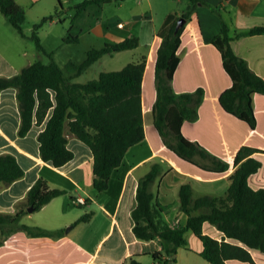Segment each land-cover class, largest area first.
<instances>
[{
  "label": "crops",
  "instance_id": "1",
  "mask_svg": "<svg viewBox=\"0 0 264 264\" xmlns=\"http://www.w3.org/2000/svg\"><path fill=\"white\" fill-rule=\"evenodd\" d=\"M16 1L20 4L23 2ZM29 1L34 4L39 0ZM108 5L125 11V18L116 15L112 19H104L103 13ZM190 6L189 0H121L90 4L77 16L79 21L85 14L92 18L85 33L99 36L102 46L105 42H119L136 35L139 45L126 50H138L142 46L146 50L141 54L146 55L142 80L145 137L129 148L120 166L112 173L106 190L97 191L94 188L93 153L87 144L69 131L67 122L64 133L74 157L64 165L55 167L40 156L38 134L44 129L46 121L33 125L25 136H20L17 89L11 87L0 93V154H14L24 169V175L11 184L0 183V212L15 213L17 204L25 201L29 188L41 175L51 188L67 189L66 193L52 198L39 210L26 213L21 218V222L29 225L59 230L60 235H28L22 230L15 231L0 245V264H131V258L145 264H163L166 256L163 259L154 258L155 250L161 249L160 242L138 239L133 232L131 218L139 178L155 162L162 166V173L152 186L155 203L167 206L162 216L172 226H176L178 220V225H185L188 218L180 208L181 185H191L193 198L205 194L225 196L230 184L229 176L236 167L234 157L243 145L259 149L253 156L262 161V166L250 175L249 183L254 188L264 186V94L253 95L254 126L246 116L226 109L221 95L231 86L232 80L223 67L220 51L212 43L225 22L234 37V51L264 78V33H244L251 28L264 26V0H202L185 18L180 34L177 49L180 61L174 73L173 88L176 92L194 91L197 88L204 90L198 119L184 121L182 134L186 141L197 142L228 161L230 167L224 171L208 169L178 156L164 144L153 123L155 61L162 41L158 30L168 14L176 13L181 17ZM85 28L81 27L82 30ZM77 38L79 41L80 36L77 35ZM25 54V51L6 53L0 46V76L18 73L24 66L18 65L16 58ZM97 61L74 77L73 81L86 82L98 78L102 71H109L89 74V69ZM44 167L47 168L44 170ZM78 197L84 202H74ZM89 211L93 212L90 219L75 223ZM203 230L215 238L222 237L216 226L208 221L204 222ZM185 238L186 244L178 248L171 264H212L201 255L203 243L191 230L185 232ZM254 250L257 249H251L254 258L251 264H257ZM149 257H153V260L147 263ZM244 262L227 260V264Z\"/></svg>",
  "mask_w": 264,
  "mask_h": 264
},
{
  "label": "trees",
  "instance_id": "2",
  "mask_svg": "<svg viewBox=\"0 0 264 264\" xmlns=\"http://www.w3.org/2000/svg\"><path fill=\"white\" fill-rule=\"evenodd\" d=\"M113 1L121 0H82L75 6L76 14L90 4ZM189 1L191 6L182 15L185 18L202 2ZM0 11L22 36H26L23 31L26 20L23 5L16 0H0ZM179 17L176 13L168 14L158 30L162 41L155 61L153 123L164 144L178 156L208 169L224 171L230 167L228 161L197 142L186 141L181 131L184 121L198 119L204 90L197 88L194 91L176 92L173 88L174 73L180 61L177 49L183 28L181 26L175 30ZM45 20L46 17L42 22ZM38 27L39 24L34 25L31 37L37 48L50 57V61L37 60L12 76H0V93L11 87L17 89L20 136H25L33 125L46 121L44 129L38 134L40 156L55 167L64 165L74 157L64 133L67 122L69 131L87 144L93 153L94 188L97 191L106 190L112 173L120 166L129 148L145 137L142 80L146 55L136 61H129L121 69L102 71L96 79L76 82L73 78L105 54L137 47L139 38L133 35L119 42H105L100 48H91L83 61H69L66 64L69 73L66 74L64 68L54 60L53 52H47L41 44ZM244 33H264V26L251 28ZM66 39L78 40L77 36ZM233 39L229 26L223 22L220 32L212 40L232 80L231 86L222 93L221 101L226 109L246 116L254 126L256 116L253 95L264 94V78L256 74L247 60L234 51ZM257 151L258 148L248 145L239 148L233 162L236 167L229 176L230 184L223 197L205 194L193 198L191 185L182 184L179 189L180 208L187 213L188 218L185 225L177 226L163 219L167 206L155 203L152 186L161 175L162 166L159 162L153 163L151 169L139 178L136 189V205L131 211L135 236L144 241L158 240L161 249L155 250L154 258L170 257L163 259L165 264H171L178 248L186 244L187 230H191L202 241L201 255L212 264H227L228 259L253 263L251 249L264 253V186L254 188L249 183L250 175L262 166V161L253 156ZM23 175L24 169L14 154H0V183L9 185ZM66 192V188H51L41 175L29 188L25 201L17 204L15 213L0 212V245L18 230L28 235H60L59 230L29 225L21 222V218ZM92 214V211L83 214L75 223L87 221ZM205 221L222 233L220 239L204 232ZM130 263L145 264L134 258L130 259Z\"/></svg>",
  "mask_w": 264,
  "mask_h": 264
},
{
  "label": "rangeland",
  "instance_id": "3",
  "mask_svg": "<svg viewBox=\"0 0 264 264\" xmlns=\"http://www.w3.org/2000/svg\"><path fill=\"white\" fill-rule=\"evenodd\" d=\"M22 1L21 4L26 10V20L23 23V31L26 36H22L0 11V46L4 48L6 53H13V51L26 52L25 55L17 56L18 65L25 66L37 60L50 61V57L37 48L34 39L31 37L35 24H39L37 32L41 44L47 52H53L54 60L64 68L66 73L65 65L68 61L72 60L79 63L83 61L89 48L102 46V40L99 36L93 33L91 35L85 33V31H88L87 25L92 21V18L85 14L79 21V17H77L75 6L82 0H39L34 4L29 0ZM125 13L123 10L116 9L115 5H108L103 13V18L112 19L116 15L125 18ZM44 17L47 20L42 22ZM82 26L86 28L82 30ZM77 35L80 36L79 41H68L66 39ZM142 53H146L143 46L138 50H123L114 52L112 55L105 54L89 69L88 73L120 69L127 62L139 59ZM254 254L257 264H264V253L254 250ZM152 260L153 257H149L147 263ZM242 264L251 263L244 262Z\"/></svg>",
  "mask_w": 264,
  "mask_h": 264
},
{
  "label": "water",
  "instance_id": "4",
  "mask_svg": "<svg viewBox=\"0 0 264 264\" xmlns=\"http://www.w3.org/2000/svg\"><path fill=\"white\" fill-rule=\"evenodd\" d=\"M185 20H186L185 17H183V16L179 17L177 20L176 26H175V30H178L181 26H183L185 23ZM29 210H30V208H29Z\"/></svg>",
  "mask_w": 264,
  "mask_h": 264
},
{
  "label": "built area",
  "instance_id": "5",
  "mask_svg": "<svg viewBox=\"0 0 264 264\" xmlns=\"http://www.w3.org/2000/svg\"><path fill=\"white\" fill-rule=\"evenodd\" d=\"M74 202H77V203H79V202H84V200L81 198V197H78V198H76L75 199V201ZM179 224V220L177 221V224H176V226Z\"/></svg>",
  "mask_w": 264,
  "mask_h": 264
}]
</instances>
